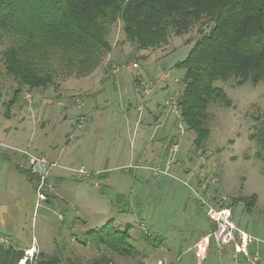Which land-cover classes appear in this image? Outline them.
I'll return each mask as SVG.
<instances>
[{"label": "rangeland", "instance_id": "rangeland-1", "mask_svg": "<svg viewBox=\"0 0 264 264\" xmlns=\"http://www.w3.org/2000/svg\"><path fill=\"white\" fill-rule=\"evenodd\" d=\"M203 26L195 23L179 37L170 30L167 44L137 49L126 39L123 22L117 20L108 30V49L101 52L94 71L76 77L75 71L67 72L56 57L52 61L54 86L45 91L24 89L11 109V119L4 117L6 104L18 84L5 72L1 59L9 42L1 44L0 242L29 247L24 251L28 258L41 252L62 259L77 258L84 264L101 256L108 259L107 264H219L214 242L202 263L189 249L196 237L210 233L212 224L193 190L211 196L214 178L217 184L221 181L219 192L226 193L231 202L233 198L255 194V216L251 218L262 225L264 161L255 156L259 147L249 136L258 126L254 121L257 116L264 124V81L257 85L246 82L239 87H233L232 78L214 83L231 105L227 107L221 101L209 104L205 125L210 134L201 150L194 149L195 134L186 126L180 135L174 112L165 111L160 119L162 125H154V113L161 110L166 98L182 89L180 83H174L181 78V72L173 66L186 57L200 30L208 31L209 27ZM115 67L119 70L113 74ZM165 74L170 77L166 79ZM145 85L152 87L151 95L145 96ZM88 97H95L104 113V118L98 113L96 116L104 132L101 139L100 130L90 124L92 118L86 120L81 113H86L82 103ZM48 98L53 105L41 112L39 106ZM139 112L140 129L133 130L126 118H134L130 121L134 124ZM22 122L24 130L15 132L14 126ZM84 131L90 136L86 140L81 136ZM23 134L25 141L14 140ZM170 144H177V150L171 152ZM25 148L30 154L42 156L49 155L50 150L58 155L61 150V162L45 174H38L30 163H18L16 156H23L20 150ZM142 153L144 160L138 157ZM158 153L160 158L152 159ZM80 167L89 176L79 178L70 170ZM104 169V175L92 176ZM20 171H27L35 182H29ZM41 176L44 184L38 185ZM39 186L46 200L37 206ZM127 208L129 211L123 212ZM236 212L242 217L248 213L243 202L238 203ZM106 224L115 228L130 224V243L139 256L119 257L102 247L80 244L84 231ZM142 233L162 238L163 243L148 247Z\"/></svg>", "mask_w": 264, "mask_h": 264}, {"label": "trees", "instance_id": "trees-1", "mask_svg": "<svg viewBox=\"0 0 264 264\" xmlns=\"http://www.w3.org/2000/svg\"><path fill=\"white\" fill-rule=\"evenodd\" d=\"M117 20L123 22L126 39L137 49L167 44L170 30L179 37L195 23L209 27L205 33L200 30L186 57L173 66L181 72L174 83H180L182 89L171 96L177 94L180 121L195 134V150L203 148L210 134L205 125L209 104L221 101L227 107L231 105L214 83L232 78L233 87H239L264 81V0H0V46L5 40L9 42L1 59L5 72L18 84L4 117L11 119V109L24 89L45 91L54 86L52 61L56 57L67 72L75 71L76 77L94 71L101 52L108 49V30ZM164 103L162 108L168 111ZM260 120V116L255 118L258 126H254L249 139L259 147L255 156L264 161V124ZM20 173L35 182L27 171ZM256 201L253 194L233 198L231 203L243 202L250 213ZM131 230L130 224L90 228L84 231L80 244L132 259L139 256V251L130 243ZM142 237L148 247L163 243L162 238L146 233ZM27 249L17 242H0V264H19L22 260L25 264H84L77 258L62 259L41 252L28 258L24 254ZM107 262L101 256L91 264Z\"/></svg>", "mask_w": 264, "mask_h": 264}, {"label": "built area", "instance_id": "built-area-1", "mask_svg": "<svg viewBox=\"0 0 264 264\" xmlns=\"http://www.w3.org/2000/svg\"><path fill=\"white\" fill-rule=\"evenodd\" d=\"M136 67L137 65L134 63L133 68ZM118 70V67H115L112 70V73H117ZM165 77L167 79L168 75H165ZM143 92L145 96H148L151 92V88L145 85L143 87ZM27 98L30 99L29 96H27ZM164 105L168 112L172 111L176 115V119L178 120L177 128L179 129L180 135H182L184 133V128L183 123L180 121L179 109L177 105V94L168 98ZM80 122H82V119H80ZM78 127H80V124H78ZM177 147V144H171L170 151H176ZM20 153L28 157L30 168L33 169L34 172L41 175L45 174L48 170L57 167L58 165L56 162L48 160L45 156L30 154L27 150H20ZM137 167L138 166H136V168ZM70 170L79 178L89 176V172L85 171L83 167ZM93 175L96 176L98 173H92V176ZM43 180L44 176H41V181H39L38 185H43ZM211 183L212 185H216L217 181L212 179ZM193 192L199 204L204 207L206 218L213 224V228L210 233L202 235L193 244L192 250L194 252V258L197 260V262L202 263L205 261L208 250L212 242H214L219 250L224 249L226 246H231L234 255L241 257V264H264L260 250V246L261 244H264V241L256 238L235 224L232 219L231 208L228 206L227 197L223 195L217 196L216 200L213 202V200L208 201L205 198V195L198 193L195 190H193ZM45 200L46 196L42 192L41 186H39L37 188V206L41 205Z\"/></svg>", "mask_w": 264, "mask_h": 264}, {"label": "crops", "instance_id": "crops-1", "mask_svg": "<svg viewBox=\"0 0 264 264\" xmlns=\"http://www.w3.org/2000/svg\"><path fill=\"white\" fill-rule=\"evenodd\" d=\"M28 96V95H27ZM51 103H52V101L48 98V99H45V100H43V102H41V104H40V106H39V108H40V110H41V112H46L47 111V108H48V106H50L51 105ZM149 103H150V101H149ZM151 104V106L153 107V104L152 103H150ZM52 105H53V103H52ZM149 105V104H148ZM82 106H84V109L86 110V113H84V110H83V112L81 111V113H83V115H86V120H87V118H89L90 119V117L92 118V120H91V125H95L96 126V129L98 130H100V133H99V138L101 139V137H103L104 136V132H103V129L101 128V123H100V120H97V117L96 116H98L97 115V113L98 114H101V116L104 118V113L101 111V109H100V107H99V104H98V102H97V99L95 98V97H88V98H86L85 99V102H84V104L82 103ZM138 106H140V105H138ZM155 106V105H154ZM136 109H138V108H136ZM165 109H162L161 108V110H159L158 112H156V113H154V115H153V121H155V123H154V125H155V127L156 128H158V127H160L161 125H162V121L160 122V119L162 118V115H163V113H164V115H165ZM168 112V111H167ZM141 112H139V114L137 115V117H136V123H134V124H132L130 121H133L134 120V118H132V119H128V118H126L127 120V122H126V124L128 125V127H130L131 125H133V130H135L136 128L139 130L140 129V123L141 122H139V120H141L142 118H141V114H140ZM168 113H170V112H168ZM12 114V113H11ZM82 116V115H81ZM126 116H128V115H126ZM152 116V115H151ZM83 117V116H82ZM101 117V118H102ZM80 119H82V121L84 120L83 118H80ZM129 120V121H128ZM46 123H48V121L46 120ZM83 123H84V121H83ZM78 125V124H77ZM120 125V124H119ZM11 127H13V126H11ZM11 127H8V129L10 130L11 129ZM23 128V129H22ZM119 128H120V126H119ZM119 128H118V133L120 134V135H122L121 134V132H120V130H119ZM18 129H22L21 130V132L24 130V125H23V122L21 123V124H19V125H17V126H14V130H15V132H17L18 131ZM95 129V130H96ZM96 130V131H97ZM96 131H93V133H95ZM78 133V132H77ZM117 133V132H116ZM87 134H88V132H87ZM102 134H103V136H102ZM81 136H83V137H85V140H86V138L88 137H90L89 136V134H88V136L86 135V133H85V131L84 132H82V134H81ZM97 135H95V137H96ZM71 139V138H70ZM99 139V140H100ZM14 140H17V142H20V141H25V134H23L22 135V137H20V138H18V139H14ZM68 143H69V141H68ZM0 144H2V143H0ZM171 145V144H170ZM67 146H68V144H67ZM12 148V147H11ZM14 148H17V147H14ZM68 148L69 147H67V150H68ZM82 148V147H81ZM170 148V147H169ZM36 150V149H35ZM50 150V149H49ZM66 150V151H67ZM36 152V151H35ZM34 153V152H33ZM36 154H38V153H36ZM47 154V153H46ZM144 153H142V156L140 157V155H138V157L139 158H141L140 160H144V159H146V157H145V154L143 155ZM42 155V154H41ZM61 155H62V153H61V150L59 151V153H58V155H55V152L54 151H52V150H50V152H49V155H43V156H46L47 158H48V160H51V161H54V162H56V163H58V162H61L60 161V157H61ZM65 155V154H64ZM49 156H51V157H49ZM16 157H19V159H18V163H29V161H28V159H26V156L25 157H23V156H16ZM157 157H159L160 158V154L158 153V154H156V156H154L152 159H155V158H157ZM96 159V158H95ZM97 160V159H96ZM94 173H96V172H94ZM97 173H98V175H93L94 177H99L100 175H104L103 173H105V169L104 170H102V171H97ZM216 181H217V178H216ZM218 182V181H217ZM221 186V181L219 182V184H217L216 183V185H213V194L211 195V196H206V194H203V195H205L206 197H208V198H210L211 200H213V202L216 200V198H217V196H220V195H223V196H225L224 194H226V193H224V194H222V193H220L219 192V190H218V187H220ZM196 191V190H195ZM227 197V196H226ZM227 200H228V204L230 205V207H231V212H232V219H233V221L235 222V224L237 225V226H239V227H241V228H243L244 230H246L248 233H250V234H252L253 236H255L256 238H260V240H263L264 241V218H263V220H262V225H259V224H256V223H254L253 221V218H251V217H253V216H255V214H254V211H251L250 213H247V214H245V217H242L241 215H237L238 213L236 212V208H237V205L235 204V205H232V203H231V201L228 199V197H227ZM206 217V216H205ZM204 228V227H203ZM202 230V229H201ZM204 231V230H203ZM202 235H204V233H202L201 235H199L198 237H196V239L194 240V242H193V244L202 236ZM192 247H193V245H192ZM192 247H190L189 249H192ZM217 250H218V255H219V264H241L242 263V259H241V257H238V256H236V255H234V253H233V250H232V247L231 246H226V247H224V249H222V250H219L218 248H217ZM260 250H261V255H262V259H263V261H264V244H261V246H260Z\"/></svg>", "mask_w": 264, "mask_h": 264}, {"label": "bare ground", "instance_id": "bare-ground-1", "mask_svg": "<svg viewBox=\"0 0 264 264\" xmlns=\"http://www.w3.org/2000/svg\"><path fill=\"white\" fill-rule=\"evenodd\" d=\"M31 252H32L31 250H30V251H28V254H29V253H31ZM22 262H23V263H22ZM21 264H24V261H23V260L21 261Z\"/></svg>", "mask_w": 264, "mask_h": 264}, {"label": "water", "instance_id": "water-1", "mask_svg": "<svg viewBox=\"0 0 264 264\" xmlns=\"http://www.w3.org/2000/svg\"><path fill=\"white\" fill-rule=\"evenodd\" d=\"M22 263H23V262H22ZM19 264H21V262H20Z\"/></svg>", "mask_w": 264, "mask_h": 264}]
</instances>
